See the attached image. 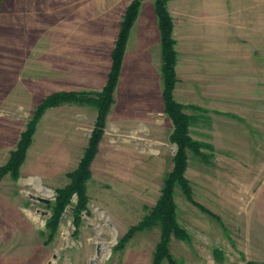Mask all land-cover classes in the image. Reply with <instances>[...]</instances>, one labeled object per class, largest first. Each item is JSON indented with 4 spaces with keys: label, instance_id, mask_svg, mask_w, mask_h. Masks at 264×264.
<instances>
[{
    "label": "rangeland",
    "instance_id": "rangeland-1",
    "mask_svg": "<svg viewBox=\"0 0 264 264\" xmlns=\"http://www.w3.org/2000/svg\"><path fill=\"white\" fill-rule=\"evenodd\" d=\"M132 1L0 0V166L46 97L97 98ZM155 1L142 0L130 30L86 206L79 209L73 194L50 236L57 190L70 182L98 115L96 102L65 101L37 121L20 176L0 179V264H153L160 224L120 240L156 204L178 150L163 98ZM234 6L167 0L174 98L199 147L186 151L194 202L174 189L177 221L189 239L172 237L171 258L160 264H264V233L251 251L243 242L244 212L264 216V2L252 4L251 15L262 11L256 19L241 18Z\"/></svg>",
    "mask_w": 264,
    "mask_h": 264
},
{
    "label": "trees",
    "instance_id": "trees-1",
    "mask_svg": "<svg viewBox=\"0 0 264 264\" xmlns=\"http://www.w3.org/2000/svg\"><path fill=\"white\" fill-rule=\"evenodd\" d=\"M141 3L142 0H133L124 12L118 37L111 51L112 65L108 79L97 98L89 97L88 94L80 92H56L46 97L36 108L34 116L28 123L27 128L21 133L17 147L11 151L8 161L0 166V179L7 173L14 179L20 176L21 166L26 158L28 148L32 143L36 130V123L48 107L65 101L88 102L89 100L96 102L98 115L95 127L91 132L88 146L77 168L70 174V182L65 187L57 190L53 218H51V222L49 223L51 226V237L56 231L61 214L73 194H76L78 197L77 205L79 209L86 206V180L90 175V165L98 151V144L104 132L107 114L114 102V92L121 72L126 43L130 30L138 16ZM155 9L161 32L164 77L163 98L165 101V110L174 124L171 138L177 144L178 150L174 156L173 168L164 179L161 194L156 204L137 224L132 225L126 231L120 242L125 244L137 231L160 224V241L155 250L153 260V264H160L164 258H171L169 242L172 237L183 240L189 239L188 231L177 221L174 189L176 185H179L188 199L194 202L192 188L189 180L185 176L186 151L187 149H198L199 144L189 135V121L187 114L183 111V105L174 98L173 91L177 80L175 71L177 52L174 46L175 41L172 37L173 20L167 9V0H156ZM198 205L204 209L203 206Z\"/></svg>",
    "mask_w": 264,
    "mask_h": 264
},
{
    "label": "crops",
    "instance_id": "crops-1",
    "mask_svg": "<svg viewBox=\"0 0 264 264\" xmlns=\"http://www.w3.org/2000/svg\"><path fill=\"white\" fill-rule=\"evenodd\" d=\"M229 3L231 4H235L234 6V10L235 11H238L240 10L243 11V14L241 15V18L244 17L243 19L247 20V18L249 19H256V18H261V9L259 11V13L257 12L254 16L251 15V12H252V4H256L257 3H263L264 0H228ZM142 6V5H141ZM255 10L254 12H256V10H258V6H254ZM250 13V14H249ZM247 17V18H246ZM245 25V24H244ZM252 25V23H250V26ZM254 32L257 31V27L254 26ZM128 46V45H127ZM128 47L126 49V51H128ZM125 58H126V54H125V57H124V62H123V68H124V65H125ZM122 68V69H123ZM251 194L253 195V192H251ZM262 206H260V208H258L257 210H260L262 211ZM254 211V210H253ZM260 211L258 213H260ZM251 212V211H250ZM240 217V216H239ZM243 227H244V233H243V242L246 244V243H249V248H250V251L252 250V246H251V242H253V240L258 236V238H260V240L263 238V233H264V216H260V214H256V213H249L247 212V210L244 212V215H243ZM252 227H255L257 229V227H259V229L257 230V232L255 231H252ZM256 234V235H255ZM254 236V237H252ZM259 240V242L261 243V241ZM262 248V246H261ZM245 251V247H244V250Z\"/></svg>",
    "mask_w": 264,
    "mask_h": 264
},
{
    "label": "bare ground",
    "instance_id": "bare-ground-1",
    "mask_svg": "<svg viewBox=\"0 0 264 264\" xmlns=\"http://www.w3.org/2000/svg\"><path fill=\"white\" fill-rule=\"evenodd\" d=\"M43 191H45V192H49V191H50V192H51V190H49L48 188H45V187H43ZM100 254H101V253H100ZM100 254H98L97 257L100 256ZM103 255H104V254H102V256H103Z\"/></svg>",
    "mask_w": 264,
    "mask_h": 264
},
{
    "label": "water",
    "instance_id": "water-1",
    "mask_svg": "<svg viewBox=\"0 0 264 264\" xmlns=\"http://www.w3.org/2000/svg\"><path fill=\"white\" fill-rule=\"evenodd\" d=\"M39 199H41V200H43V201H45V202H48V201H49V199L42 198V197H39Z\"/></svg>",
    "mask_w": 264,
    "mask_h": 264
}]
</instances>
